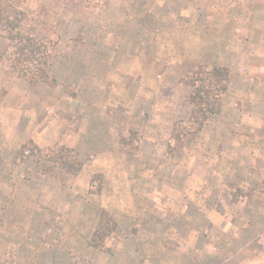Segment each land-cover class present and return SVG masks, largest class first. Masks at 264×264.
<instances>
[{"label": "rangeland", "instance_id": "374dc122", "mask_svg": "<svg viewBox=\"0 0 264 264\" xmlns=\"http://www.w3.org/2000/svg\"><path fill=\"white\" fill-rule=\"evenodd\" d=\"M21 1L57 83L0 35V264H264V0ZM198 63L229 67L228 108L170 156ZM29 141L80 169H34ZM101 208L111 252L88 244Z\"/></svg>", "mask_w": 264, "mask_h": 264}, {"label": "trees", "instance_id": "16d2710c", "mask_svg": "<svg viewBox=\"0 0 264 264\" xmlns=\"http://www.w3.org/2000/svg\"><path fill=\"white\" fill-rule=\"evenodd\" d=\"M27 11L21 0H0V35L12 45L14 55L10 62L11 69L29 82H43L56 85V79L50 73L52 48L49 43L35 34L24 32ZM231 79L229 67L222 65L195 64L180 82L191 89L184 94L191 105L188 119L177 120L173 124L171 138L175 146L169 147V155L183 143L189 144L193 137L203 128L207 118L221 111L223 96ZM124 143L125 138L120 140ZM28 149L34 155L33 168L44 173L51 171H68L75 173L81 167L77 152L64 144L53 146L44 152L31 141L24 143L20 152ZM118 223L105 208L98 213L95 228L88 239V244L105 252H111L109 239L116 237Z\"/></svg>", "mask_w": 264, "mask_h": 264}, {"label": "crops", "instance_id": "0c3cea01", "mask_svg": "<svg viewBox=\"0 0 264 264\" xmlns=\"http://www.w3.org/2000/svg\"><path fill=\"white\" fill-rule=\"evenodd\" d=\"M251 102H253V100H251ZM228 107L224 106L221 110V112L223 113L224 111H226L225 109H227Z\"/></svg>", "mask_w": 264, "mask_h": 264}]
</instances>
